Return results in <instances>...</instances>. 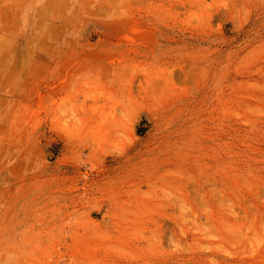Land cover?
Here are the masks:
<instances>
[{"label":"rangeland","instance_id":"374dc122","mask_svg":"<svg viewBox=\"0 0 264 264\" xmlns=\"http://www.w3.org/2000/svg\"><path fill=\"white\" fill-rule=\"evenodd\" d=\"M0 264H264V0H0Z\"/></svg>","mask_w":264,"mask_h":264}]
</instances>
